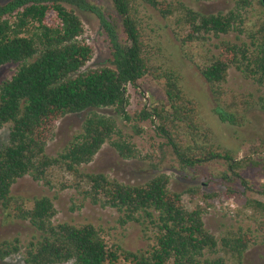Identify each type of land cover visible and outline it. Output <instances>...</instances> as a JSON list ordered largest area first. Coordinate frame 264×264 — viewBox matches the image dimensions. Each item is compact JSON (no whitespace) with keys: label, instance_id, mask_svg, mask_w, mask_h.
I'll use <instances>...</instances> for the list:
<instances>
[{"label":"trees","instance_id":"trees-1","mask_svg":"<svg viewBox=\"0 0 264 264\" xmlns=\"http://www.w3.org/2000/svg\"><path fill=\"white\" fill-rule=\"evenodd\" d=\"M110 1L124 42L117 24L85 0H9L0 5V69L18 65L14 75L0 86V130L10 126L8 143L0 148V205L8 216L29 222L40 233L25 247V264H225L223 259L205 258L207 252L216 253L219 247L205 229L206 207L197 204L188 210L182 195L169 189L167 174L142 185H126L103 174L79 171L105 144L124 159L136 157L135 145L126 140L112 117L92 112L82 131L56 157L48 156L46 147L57 123L70 114L114 108L130 121L128 87L151 77L163 84L166 102L137 113L139 123L150 121L156 126L182 171L199 170L223 160L237 176L239 163L231 150L222 153L211 143L196 102L183 87L182 75L154 63L139 7L148 6L164 19H177L188 30L180 39L185 46L231 33L246 34L247 10L258 5L264 12V0H236L233 9L218 14L197 12L181 0ZM68 6L90 11L100 19L112 45L110 66L83 71L93 59V49L83 40L81 19ZM247 36L249 43L222 41L217 55L208 57L204 66L196 64L217 97L231 68L264 87V21L258 33ZM260 107L264 113V98H260ZM214 112L230 126L241 122L235 112L224 108ZM134 128L137 134L143 132L138 125ZM57 168L80 174L88 185L86 196L91 202L123 213L122 224L150 225L155 232L154 244L145 251L131 252L116 243L110 245L102 230L92 224H55L57 210L50 197L35 199L32 205L12 197V188L19 180L31 176L50 185L48 173ZM215 197L218 195L204 193L201 199L207 202ZM250 205L263 217L257 232L264 236V202ZM255 242L241 229L222 239V248L232 253L236 264H245L244 253ZM23 248L19 239L1 242L0 261L18 255Z\"/></svg>","mask_w":264,"mask_h":264},{"label":"rangeland","instance_id":"rangeland-1","mask_svg":"<svg viewBox=\"0 0 264 264\" xmlns=\"http://www.w3.org/2000/svg\"><path fill=\"white\" fill-rule=\"evenodd\" d=\"M8 1L0 0V5ZM85 1L100 9L109 21L117 24V31L124 42L121 23L111 1ZM181 1L197 12L218 14L233 9L236 0ZM68 8H73L81 19L84 25L83 40L93 49V59L83 71L110 66L112 45L100 19L90 11L72 6ZM139 10L154 63L177 70L182 75L183 87L196 102L200 122L203 128L209 130L211 143L222 153L226 149L231 150L235 163H239L237 176L223 160L213 161L199 170L182 171L166 141L157 133L156 126L150 121L139 123L137 113L166 102L163 84L151 77L141 80L136 87H128L130 104L127 112L130 121L125 120L114 108L90 109L67 115L57 123L46 153L51 157L62 153L74 136L82 131L92 112L112 117L127 137L126 140L135 145L136 157L124 159L111 145L105 144L90 164L79 169L81 173L103 174L126 185H142L160 174H167L171 179L169 189L182 195L188 210H194L197 204L206 207L203 216L205 229L219 242L218 251L207 252L206 259H223L225 264H236L237 260L232 253L222 248V239L232 237L242 229L243 233H250L256 240L244 253V263L264 264V236L257 232L258 222L263 217L250 205L253 201L264 202V113L260 107L264 87L246 78L236 68H231L226 82L221 85V96L217 97L198 68L205 65L208 57L219 53L217 46L222 41L249 43L247 34L258 33L264 21V12L258 5L247 10L246 34L231 33L218 39L211 38L184 46L180 39L186 36L188 30L183 29L177 19H164L145 5H140ZM17 70L16 64L3 66L0 69V86ZM227 107H230L229 110ZM219 108L235 112L241 120L240 124L230 126L222 123L214 112ZM137 125L143 129L141 134L135 131ZM9 133V125L0 130V148L8 143ZM48 179L50 185L26 176L13 186L12 197L29 205L35 199L50 197L57 210L55 224H92L102 230L110 245L116 243L131 252L145 251L154 244L155 232L150 225L142 226L136 222L122 224L123 213L111 207L93 204L86 196L88 185L80 174L57 168L49 171ZM242 182H246V186ZM204 193L217 194L218 197L204 202L201 199ZM39 236L40 233L29 222L8 216V212L0 205V243L19 239L24 247L21 253L0 261V264H25V247Z\"/></svg>","mask_w":264,"mask_h":264}]
</instances>
